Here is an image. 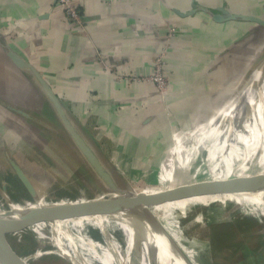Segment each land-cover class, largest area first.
Segmentation results:
<instances>
[{
    "label": "crops",
    "instance_id": "1",
    "mask_svg": "<svg viewBox=\"0 0 264 264\" xmlns=\"http://www.w3.org/2000/svg\"><path fill=\"white\" fill-rule=\"evenodd\" d=\"M74 5L81 25L59 9L57 0H0V32L46 78L74 123L116 171L137 172L134 180H145L150 188L167 186L160 190L252 175L245 166L234 174L226 161L223 174L211 166L210 177H203L198 168H177L173 157L196 153L215 164L223 131L217 109L227 92H235L240 68L249 67L247 61L264 51V39L251 38L256 28L252 23L216 22L202 9L216 13L223 8L231 15L264 20V0H74ZM166 27H176L182 35L170 44L165 68L169 89L162 99L142 79L152 74ZM28 78L0 49V167L8 173L12 165L18 167L38 194L46 190V170L86 169L79 166L83 162L78 153ZM188 131L197 133L194 152L184 147ZM254 134L250 142L241 143L243 153L247 157L260 148L258 164L264 167L262 139ZM229 139L225 134L220 145ZM237 151L230 149V157L240 158ZM69 157L73 162L68 163ZM223 206L230 207V214L217 224L243 222L238 264H264V206L216 203V208ZM208 211L214 221L223 217L214 207ZM206 242L212 252L211 238ZM208 260L202 264H211Z\"/></svg>",
    "mask_w": 264,
    "mask_h": 264
},
{
    "label": "rangeland",
    "instance_id": "2",
    "mask_svg": "<svg viewBox=\"0 0 264 264\" xmlns=\"http://www.w3.org/2000/svg\"><path fill=\"white\" fill-rule=\"evenodd\" d=\"M167 28L169 27L165 29ZM178 32L177 38L182 35L181 31ZM177 38L171 39L170 44L172 45ZM247 62L252 64L245 69L240 68V74H236L235 92H227L217 109L218 115L222 117L220 127L223 131L219 132L224 135H220L217 139L220 150L215 155V164L210 165L206 162L205 155L202 157L201 154L195 153L180 157L175 154L173 161L177 168L188 167L192 172L198 168V173L203 177H210L211 166H215V169L222 171L220 174H223L226 161H229L234 174L239 173L241 166L247 168L246 173L264 172V167L258 164L260 148L246 157L245 152L243 153L245 145L241 144L245 139L250 142L254 138V133L258 132L262 139L261 146H264V65L254 70L252 67L254 60ZM239 64L237 62V65ZM256 75L262 76L258 83L254 81ZM228 108L229 114L225 117ZM190 132L187 133L184 147L194 152L197 133ZM225 134L232 139L228 142L224 140L225 143L221 146ZM230 149L238 150L241 157L236 158L234 155L231 158ZM71 162L73 157H69L68 163ZM79 166L84 167L82 164ZM61 170H63L62 166ZM135 174L138 173H133ZM133 175L123 173L121 191H144L146 194H152L162 186H164L162 188L167 187L155 184L150 188V184L145 180L135 181ZM159 175L160 172L157 173V176ZM141 178L146 177L141 174ZM42 179L47 186L44 192L38 193V196L47 206L65 203L72 208L80 204V201L92 202L95 201L94 196L107 194L101 191V187L96 184L95 178L88 171L69 169L58 171L53 168L46 170ZM2 182L9 187V190L4 192L0 186V216L10 211L5 204L4 196L24 213L38 208L37 200L28 196L13 174L0 171V185ZM85 182L87 185H84ZM145 185L149 188L144 187ZM244 197H251V194H220L168 202L148 208V212L144 213V218L148 220L146 223L143 217L138 218L127 212H125L126 216L122 215V212L115 215L111 212L53 222L37 218L33 220L39 232L37 235L27 226L2 232L0 264H71V261L77 264H162L164 255L161 250L168 251L173 257L164 264L175 262L202 264L205 257L209 258L211 264H238L243 257V253L238 251L242 239L237 236L238 230L242 231V225L233 228L225 224L223 231H216L219 241L216 242L217 245L213 247L212 252L208 250L206 240L212 234L210 227L219 225L217 223L224 221L230 214L229 205L216 208V203L224 204L226 201L240 203ZM251 202L257 207L264 206V193L252 197ZM201 207L202 209H199ZM213 207L217 212H223L220 220H213V213H210L212 211L205 212L206 208L213 209ZM252 210L257 211L254 208ZM215 217L217 218L216 215ZM11 218L17 219L14 215ZM262 222L264 223V218ZM132 231L135 233V238L132 237ZM149 234H152V238H155V234L158 235L160 246L162 245L160 248L152 243V245L147 244ZM251 243L255 241H250L249 244ZM177 248L187 261L181 259V254L176 251Z\"/></svg>",
    "mask_w": 264,
    "mask_h": 264
},
{
    "label": "water",
    "instance_id": "3",
    "mask_svg": "<svg viewBox=\"0 0 264 264\" xmlns=\"http://www.w3.org/2000/svg\"><path fill=\"white\" fill-rule=\"evenodd\" d=\"M204 13L210 15L211 19L216 22H222L225 19L242 20L252 23L256 28L252 31L253 39H264V20L256 17H243L231 15L225 9L219 8L216 13H212L208 9H202ZM246 36L244 39L249 38ZM0 49L5 59L20 73L29 76L28 81L34 83L42 98L48 104V107L53 112L56 120L63 129L68 141L78 153V159H81L83 166L88 171L97 185L101 187V191L106 195L94 196L92 202L80 201L76 206H67L65 203L56 204L53 206L38 207L29 212H22L13 219L11 212H16L18 209L9 199L4 196V201L10 209L4 216H0V246L2 243V232L7 229L13 230L15 227L27 226L34 228V219L40 218L46 222L69 220L84 216H94L105 213L113 215L118 212H127L133 216L143 217L144 222L148 220L144 218V213L148 212V208L162 205L168 202L190 199L193 197L211 196L220 194H241V193H256L264 190V172H258L250 176H235L229 179L220 181H204L195 185L181 186L173 189H164L156 193L146 194L143 191L135 192L129 190L123 192L120 190L122 186V174L116 171V168L109 162L106 157L100 155L94 143L87 139L79 127L74 123L73 118L69 116L67 109L58 100L46 78L41 75L37 69L28 61L16 54L7 44L4 35L0 32ZM264 65V51L259 55V58L254 60L253 69H258ZM13 171L11 174L16 176L29 197L33 199L39 198L35 187L32 185L28 177L20 171L18 167L12 165ZM3 169L0 167V171ZM121 176V177H120ZM5 192L7 189L1 187ZM11 218V219H10ZM36 229H34L35 231ZM167 234V233H165ZM168 236V235H167ZM170 238V237H169ZM171 239V238H170ZM172 240V239H171ZM173 242V241H172ZM174 244V243H173ZM1 250V248H0ZM173 251V250H172ZM177 252L179 249L177 248ZM175 252V251H173ZM180 253V251L178 252ZM181 254V253H180ZM181 259L186 260V257ZM71 264H77L71 261Z\"/></svg>",
    "mask_w": 264,
    "mask_h": 264
},
{
    "label": "built area",
    "instance_id": "4",
    "mask_svg": "<svg viewBox=\"0 0 264 264\" xmlns=\"http://www.w3.org/2000/svg\"><path fill=\"white\" fill-rule=\"evenodd\" d=\"M57 6L72 22L77 25H81V20L79 19V15L75 9L74 0H57ZM178 35L179 32L175 27H169L166 29L164 43L162 47L159 48L152 61V74L149 77L142 79L151 83L162 99L166 98L169 89V80L166 76L165 68L167 54L170 50V41L173 38H177Z\"/></svg>",
    "mask_w": 264,
    "mask_h": 264
},
{
    "label": "bare ground",
    "instance_id": "5",
    "mask_svg": "<svg viewBox=\"0 0 264 264\" xmlns=\"http://www.w3.org/2000/svg\"><path fill=\"white\" fill-rule=\"evenodd\" d=\"M15 178H16V180L18 181V183L20 184V182H19V180H18V178L15 176ZM1 187H3V188H5V189H7V190H9V187H7L5 184H1L0 185ZM264 193V190L263 191H261V192H257L256 194H251V197H246V198H244V200L243 201H245V202H247V203H252L251 202V198L252 197H255V196H257V195H259V194H263ZM37 200V202L39 203L38 204V207H44L46 204L41 200V198L39 197V198H37L36 199ZM242 201V202H243ZM47 206V205H46ZM16 216H18L19 214H21L22 213V211H20L19 209H18V211H16V212H13ZM122 215H127L125 212H122ZM144 223V222H143ZM34 229H36V227L34 226V228L32 229V230H34ZM35 233H36V235L39 233L38 231H37V229L35 230ZM131 234H132V237L133 238H135V233H134V231H132L131 232ZM155 244V245H157L159 248L162 246H160V244H161V241H160V239L158 238V235H156L155 234V238H152V234H149L148 235V239H147V244ZM151 244V245H152ZM161 253H162V255H164V263H166L168 260H171V258H173L170 254H169V252L168 251H163V250H161ZM160 256H161V254H160ZM159 256V257H160ZM166 260V261H165ZM160 263H162V262H160ZM164 263H162V264H164ZM174 264H176V262L174 263Z\"/></svg>",
    "mask_w": 264,
    "mask_h": 264
},
{
    "label": "trees",
    "instance_id": "6",
    "mask_svg": "<svg viewBox=\"0 0 264 264\" xmlns=\"http://www.w3.org/2000/svg\"><path fill=\"white\" fill-rule=\"evenodd\" d=\"M262 78V76L261 75H256L255 76V79H254V81H255V83H258L259 81H260V79ZM253 81V80H252ZM225 224H227L229 227H233V228H237V227H241V225H242V227H243V222L241 221L240 222V224H231V223H224V224H219V225H217V226H211L210 227V230H211V232H212V234L210 235V238H211V245H212V248L215 246V245H217L216 244V242L217 241H219L217 238H219L218 236H217V232L216 231H223V226L225 225ZM237 231V230H236ZM244 231V229L242 228V231L241 232H243ZM240 232V230H238V232H237V236H239L240 238H241V233ZM218 235H220V234H218ZM242 246V245H241ZM241 246L239 247V250L238 251H240V249H241Z\"/></svg>",
    "mask_w": 264,
    "mask_h": 264
},
{
    "label": "flooded vegetation",
    "instance_id": "7",
    "mask_svg": "<svg viewBox=\"0 0 264 264\" xmlns=\"http://www.w3.org/2000/svg\"><path fill=\"white\" fill-rule=\"evenodd\" d=\"M11 214L14 215L17 218V216L13 212H11Z\"/></svg>",
    "mask_w": 264,
    "mask_h": 264
}]
</instances>
